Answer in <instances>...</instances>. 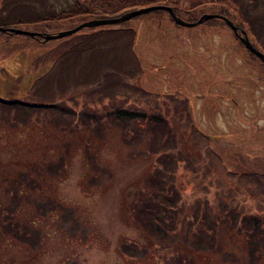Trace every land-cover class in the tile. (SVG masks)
<instances>
[{
	"label": "rangeland",
	"instance_id": "rangeland-1",
	"mask_svg": "<svg viewBox=\"0 0 264 264\" xmlns=\"http://www.w3.org/2000/svg\"><path fill=\"white\" fill-rule=\"evenodd\" d=\"M178 3L187 20L226 6L264 53V0ZM72 7L0 0V24L93 17H56ZM151 200L173 211L156 226ZM252 216L264 230V62L228 24L153 8L0 31V264H264Z\"/></svg>",
	"mask_w": 264,
	"mask_h": 264
},
{
	"label": "trees",
	"instance_id": "trees-1",
	"mask_svg": "<svg viewBox=\"0 0 264 264\" xmlns=\"http://www.w3.org/2000/svg\"><path fill=\"white\" fill-rule=\"evenodd\" d=\"M148 3H166V4H169L171 6L172 10L178 15H180L178 13V10L183 8L181 5H179L178 0H73L72 9L69 10L65 15H64V13H58L59 15L56 17H60V16H69L70 17V16H74V15H79L81 13H88L89 15H92V16H110V15H116V14H118V13H120L123 10H126L128 8L136 7L138 5H143V4H148ZM223 8L225 9L226 12H228V8L226 6H223ZM156 9H159V8H156ZM237 9L239 10L240 15L242 13V9H243V11H245V7L241 8V9L239 7H237ZM226 12H222V14H224L225 16H227L231 19V17L228 14L229 12L228 13H226ZM167 14L170 18H172L168 12H167ZM244 15L246 16V20L250 24V20H249L248 16L246 14H244ZM50 16L53 17L52 15H48L45 18H49ZM35 17L39 18L40 16L37 15ZM219 19L223 23H225V21H223L221 18H219ZM0 25L9 26L6 23H1ZM0 31H5L6 33H11V34H16L14 32L7 31V30H0ZM249 53H251V52L249 51ZM107 110L109 112H111L110 114L112 116H118V117L120 115H132L133 113L137 112V111H132L133 109H131L130 107L129 108L124 107V106L120 107L118 105L113 106V107H108ZM141 114L143 115L142 112H140V115ZM155 122H154V125L156 124ZM147 127L149 128L150 126L147 124ZM160 152L161 151H159L158 154H160ZM161 176H163V175L156 172L155 168L152 169V172L150 173V182L152 183L153 186L159 185V181L157 179ZM161 183H162V185H164V182H161ZM154 197L157 198L156 195ZM144 208H146L147 211H138L139 214L143 215V216H141V219L145 220V221H150L155 226L157 224L154 223V221L159 223V221L161 220V216H163L164 212H168V213L173 212V211H161L159 214H157L159 216H157L156 215L157 211L148 210V208H152V209L156 208V204L152 200H151V203H148V202L145 203ZM133 212H134V215L137 216L136 214H138V212L137 211H133ZM149 212H152L154 216H149V214H148ZM155 218H158V220H156ZM256 218L257 217H255V216L250 217L249 218L250 223L248 226L251 229V231H249V232H251L252 235L254 234V236L258 239V237L261 236L262 233H264V230L258 229V224H257ZM199 230H200V228H199ZM196 237L197 238L199 237V239L203 238L204 232L199 233L198 236H196Z\"/></svg>",
	"mask_w": 264,
	"mask_h": 264
},
{
	"label": "water",
	"instance_id": "water-1",
	"mask_svg": "<svg viewBox=\"0 0 264 264\" xmlns=\"http://www.w3.org/2000/svg\"><path fill=\"white\" fill-rule=\"evenodd\" d=\"M153 8H162L165 9L170 16L172 17V19L177 22V23H181V24H192L195 22L200 21L203 18L206 17H210V16H217L219 18H221L223 21H225L226 24L229 25V27L231 28L232 32L234 35H236L239 40L241 41V43L252 53H254L255 55H257L261 61L264 62V53L262 51H260L258 48H256L247 38L246 33L241 31L242 29L240 27H238L236 24H234L230 18H228L227 16H225L222 13L219 12H202L200 13L197 17H195L194 19L191 20H187L184 19L182 17H180L178 14H176L171 6L169 4L166 3H148V4H143V5H138L136 7H131L128 8L116 15H110V16H93L87 19H82L80 21H78L77 23H75L72 26L69 27H65L62 29H58L55 31H51V32H40V31H36V30H29L26 28H21V27H15V26H2L0 25V30H7V31H11L14 33H27L33 36H40L41 39H46L48 37H53V36H60L62 34H66L69 33L71 31H73L74 29L83 26V25H93V24H98V23H108V22H115L124 18H127L131 15H134L136 13L142 12V11H146L149 9H153ZM239 30L241 31L239 33Z\"/></svg>",
	"mask_w": 264,
	"mask_h": 264
}]
</instances>
